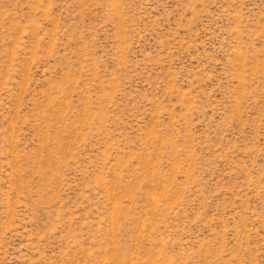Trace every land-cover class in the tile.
<instances>
[{
	"label": "rangeland",
	"instance_id": "rangeland-1",
	"mask_svg": "<svg viewBox=\"0 0 264 264\" xmlns=\"http://www.w3.org/2000/svg\"><path fill=\"white\" fill-rule=\"evenodd\" d=\"M0 264H264V0H0Z\"/></svg>",
	"mask_w": 264,
	"mask_h": 264
}]
</instances>
